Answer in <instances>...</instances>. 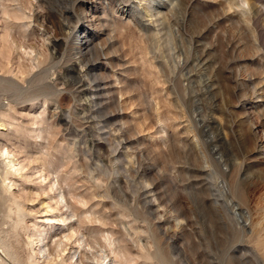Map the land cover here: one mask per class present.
Segmentation results:
<instances>
[{"label":"rangeland","instance_id":"374dc122","mask_svg":"<svg viewBox=\"0 0 264 264\" xmlns=\"http://www.w3.org/2000/svg\"><path fill=\"white\" fill-rule=\"evenodd\" d=\"M140 1L0 0L4 262L159 264L182 224L192 264H264V0H150L143 21ZM223 184L242 237L210 206Z\"/></svg>","mask_w":264,"mask_h":264},{"label":"bare ground","instance_id":"6f19581e","mask_svg":"<svg viewBox=\"0 0 264 264\" xmlns=\"http://www.w3.org/2000/svg\"><path fill=\"white\" fill-rule=\"evenodd\" d=\"M98 1V0H97ZM144 1V3H145V6L143 5V4H141V5H143L144 7L142 8V9H137L135 6H134V11L135 10H138V11H136L137 13H138V15L141 17V21H143V19H145V18H149V17H151V18H153L152 16H161L162 17V19L164 18V15H162V13H161V10H160V8L161 7H163V3L162 2H159L158 4H157V6H155L154 7V9L153 10H155L156 9V11L157 12H154L153 13V10H151L152 9V7H151V9H150V3H151V1L150 0H147V1H145V0H143ZM154 1V0H153ZM142 2V0L139 2V3H141ZM152 4V3H151ZM140 5V4H139ZM20 8V7H19ZM18 8V9H19ZM22 8V7H21ZM22 11V10H21ZM77 11H78V13H85L86 11H85V7L84 8H82V7H80V8H77ZM17 12V11H16ZM20 11L18 10V14L17 15H20V13H21V15H23V16H25L26 15V12H25V14H22V12H20ZM24 13V12H23ZM51 13V12H50ZM79 15H81V14H79ZM50 16V15H49ZM56 16V15H55ZM62 16L68 21V23H70V22H72V18H73V16L71 17V15H67V13L66 12H64V11H62ZM17 17V16H16ZM21 17V16H20ZM51 18L52 17H54V15H52L51 14V16H50ZM49 17V18H50ZM58 17V16H57ZM131 17V16H130ZM21 18H23V17H21ZM28 18V15H26V18L25 19H27ZM55 18V17H54ZM53 18V19H54ZM96 18H97V16H95V15H93V14H91V13H88V14H86V18H84V19H86V21H91L92 23H93V21L95 20V21H97L96 20ZM132 18V17H131ZM155 19V18H154ZM157 19H158V22L159 21H161L160 19L161 18H159V17H157ZM99 20V19H98ZM151 20V19H150ZM51 21V20H50ZM53 21H57V20H53ZM52 21V22H53ZM130 21V20H129ZM132 21V20H131ZM156 21V19L155 20H151V22H155ZM59 22H61V21H59ZM157 22V23H158ZM129 23V22H128ZM131 23V22H130ZM59 25V29L61 30V31H63L64 29H66L67 28V25L65 26L64 24H63V22L62 23H58ZM90 24V23H89ZM94 24V23H93ZM27 25V24H26ZM139 25V24H138ZM141 25H142V23H141ZM140 25V26H141ZM162 25V24H161ZM158 26V25H157ZM71 27V26H70ZM144 28H146V29H150L151 27L150 26H143ZM156 27V26H155ZM68 28H69V26H68ZM71 29V28H70ZM152 29H154L155 30V28H152ZM69 30V29H68ZM153 30V32H155ZM157 30H158V28H157ZM72 31V30H71ZM159 31V30H158ZM64 32V31H63ZM63 32H62V34H63ZM84 31H82V33H83ZM74 32H69L67 35H66V38L67 39H72V38H74L76 35H74L73 34ZM83 34H85V33H83ZM154 35V34H153ZM65 36V35H64ZM82 37H86L85 35H83ZM156 37V36H155ZM75 40H77V41H80V37L79 36H77L76 38H75ZM70 41V40H69ZM65 43V42H64ZM63 42L60 44V45H63L64 44ZM74 48V47H73ZM74 49H77L76 51H77V54H81L82 53V51H81V47L79 46V47H75ZM99 51V50H98ZM32 52V51H31ZM32 55H33V53H31ZM83 54V53H82ZM31 56V55H30ZM83 56V55H82ZM33 57V56H32ZM81 57V56H80ZM32 62V61H31ZM32 64V63H31ZM36 64V63H35ZM82 66V65H81ZM90 66V65H89ZM85 68H88L87 67V64L85 65ZM84 71V70H83ZM89 73V72H88ZM41 74V73H40ZM87 74V73H86ZM39 76H41V75H39ZM89 76V75H88ZM96 80V79H95ZM84 82V81H83ZM83 85V84H82ZM88 88V87H87ZM90 88V87H89ZM99 91L98 92H95V96L98 98L99 97ZM94 96V97H95ZM93 98V97H92ZM99 99V98H98ZM108 101V100H107ZM98 102V101H97ZM97 107V106H96ZM94 118V117H93ZM90 126V125H89ZM101 129V128H100ZM252 131V130H251ZM124 134V133H123ZM125 138V137H124ZM106 139V138H105ZM120 142H122V141H120ZM120 142H119V144H120ZM93 145V144H92ZM101 146V145H100ZM186 182V181H185ZM215 185V184H214ZM226 185V184H225ZM224 184L223 185H221V191H220V194L218 195V196H216L215 198H213L212 200H210L211 201V208H212V210L214 211V213L216 214V215H218V216H216L217 218L218 217H220L221 219H223V220H225V219H227V221L229 220L230 222H231V224L233 225V227L232 228H234L239 234H240V236H241V234H245V233H243V231H245V226H244V224H243V222H244V219H245V211L243 210V209H240L239 207H237V205L234 203V200L233 199H229L228 198V194L227 193H229V190L227 191V189H228V187H227V189H226V186H225ZM187 186V185H186ZM186 186H184L185 187V189L187 188ZM196 186V185H195ZM193 187V186H192ZM199 188V187H198ZM183 189V188H182ZM194 189V188H193ZM213 190V189H212ZM216 190V189H215ZM184 191V190H183ZM186 193H188V192H186ZM217 193V192H216ZM186 195H188V194H186ZM195 196V195H194ZM230 197V196H229ZM63 198V197H62ZM61 198V199H62ZM186 198V197H185ZM189 198V197H188ZM234 198V197H233ZM193 199H194V197H193ZM235 199V198H234ZM197 200H198V198H197ZM188 201V200H187ZM192 201V200H191ZM185 202V201H184ZM148 203V202H147ZM192 203H194V202H192ZM174 204V203H173ZM190 204V203H189ZM168 206H169V204H168ZM189 206V205H188ZM146 208V207H145ZM144 209V208H143ZM212 211V212H213ZM8 212H10V210H8L7 211V214H9ZM145 213H147L148 214V217H149V219H151L152 217V214H151V212H150V210L148 211V207L145 209V211H144ZM176 212L178 213L177 215H179V217H181V218H183V219H185V221L187 222V224L189 223V217H187V215H185L186 214V210H185V207L182 205V202L181 201H179L178 203H177V209H176ZM192 212V211H191ZM5 213V212H4ZM213 213V214H214ZM192 214V213H191ZM7 217H8V215H7ZM151 217V218H150ZM3 217H2V215H0V225L3 223V219H2ZM5 218V217H4ZM193 218V217H192ZM195 218V217H194ZM149 219H147V220H149ZM191 219V218H190ZM195 220V219H194ZM197 220V219H196ZM222 220V221H223ZM193 221V220H192ZM228 221V222H229ZM218 222H220V221H218ZM147 224H149L148 222H147ZM226 225H227V223H225ZM230 224V223H229ZM150 225V224H149ZM196 225V224H195ZM223 225V224H222ZM155 226V225H154ZM230 227V226H229ZM150 229V228H149ZM179 229H180V231L178 232V233H175L174 234V236L175 237H173V236H171V237H164L165 239H167L166 240V243H167V241H168V245H170L171 247H172V250L174 249V247H173V244H172V242H176V248H177V254H176V257H174V256H172L171 257V259H169L168 261H164L163 259H162V257H163V253H162V251H161V253H159L158 251H156V253H154L155 255H156V258L158 259L159 258V264H192V263H190L187 259H186V250L185 249H187V244H185V247L186 248H184V246H183V241H184V238H185V235H187V233L185 234V232H186V230H188L187 229V227L185 226V225H179ZM190 230L191 231H193L191 228H190ZM164 231V230H163ZM195 232V231H194ZM165 234V233H164ZM149 235H150V233H149ZM152 235V234H151ZM238 235V234H237ZM165 236V235H164ZM239 236V235H238ZM242 237V236H241ZM151 238V237H150ZM188 238V237H187ZM197 238V237H196ZM152 239H154V237L152 236ZM188 240H193V239H191V238H189ZM43 241H44V238L43 237H37V239L34 241V243L35 244H37V246H39V245H41V243H43ZM2 243H3V246H4V248H5V252L7 253V255L12 259H16L15 258V252H14V250L5 242V241H2ZM155 243V242H154ZM192 243H194V242H192ZM191 243V244H192ZM34 244V245H35ZM80 244V243H79ZM83 244V243H82ZM81 244V245H82ZM200 244V243H199ZM193 246V245H192ZM191 246V247H192ZM157 249V248H156ZM200 249V248H199ZM194 251V250H193ZM197 251V250H196ZM172 252H174V251H172ZM195 252V251H194ZM46 250L44 249V248H42L41 246H40V248L38 249V254H42L43 255V257H49V256H46ZM175 253V252H174ZM188 254V253H187ZM193 254V253H192ZM195 254H197V253H195ZM49 255H51V253L49 252ZM174 255V254H173ZM205 256V255H204ZM244 257H245V255H244ZM74 258H75V254H71L70 256H69V258H68V260L65 262L64 261V263H62V264H80L79 262H78V259L76 260V261H74ZM98 258V261L97 262H99L100 264L102 263V259H100L101 258V256L100 257H97ZM97 258H96V260H97ZM233 259H234V256H233ZM206 260V259H205ZM101 261V262H100ZM208 261V260H207ZM212 262V261H211ZM233 263H234V261H232ZM99 263H97V264H99ZM240 263L241 264H245L246 262H244V259L243 258H240ZM0 264H8L7 262H4L2 259H1V256H0ZM157 264V263H156Z\"/></svg>","mask_w":264,"mask_h":264}]
</instances>
